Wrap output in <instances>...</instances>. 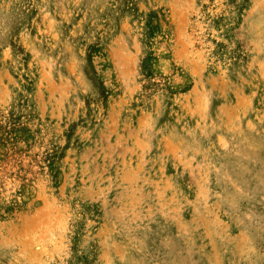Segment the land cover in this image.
Listing matches in <instances>:
<instances>
[{"label":"rangeland","instance_id":"rangeland-1","mask_svg":"<svg viewBox=\"0 0 264 264\" xmlns=\"http://www.w3.org/2000/svg\"><path fill=\"white\" fill-rule=\"evenodd\" d=\"M0 264H264V0H0Z\"/></svg>","mask_w":264,"mask_h":264}]
</instances>
